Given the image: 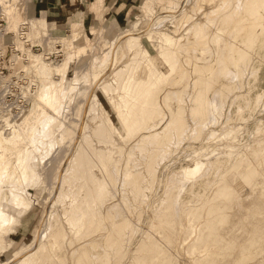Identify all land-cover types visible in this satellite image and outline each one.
Masks as SVG:
<instances>
[{"label":"rangeland","instance_id":"rangeland-1","mask_svg":"<svg viewBox=\"0 0 264 264\" xmlns=\"http://www.w3.org/2000/svg\"><path fill=\"white\" fill-rule=\"evenodd\" d=\"M68 1L73 5L63 18L50 10L45 0H38L34 5L32 18L44 16L48 20V36L40 42L45 52L55 45L50 38L65 36L70 32V21L75 16L80 17L81 27L86 32L89 27H98L99 21L105 19L102 24L105 27L103 38H109L113 33L117 35L115 44L120 42L116 45L119 56L124 54V58L129 57V60L136 51L140 52L139 73L128 82L123 92L105 96V100H109L107 103H110V112L97 120H90L89 117L84 120L87 128L83 133L90 138L92 148L112 154L111 170L114 171L115 167L116 170L111 171L109 178L106 176L108 182L107 179L103 182V190L106 191L102 190L101 197L95 200L93 226L87 225V221L81 218L78 228L71 229L62 217L61 206L51 201L55 195L54 182L51 183L54 174L61 170L60 174L64 176L73 165L65 159L67 151L81 150L80 140H66L48 157V162L47 158L43 162L45 165H41L45 169L40 167L42 173L45 171L43 176L47 182L44 180L38 191V203L35 201L29 213L21 217L20 223L10 234L4 236L6 248L0 251V264H9L13 254L30 248L37 233L42 232V227L53 223L51 212L58 215L65 235L58 245L52 247L57 251V259L55 257L52 264H62L61 260L63 264H188L187 255L202 251H210L211 255L196 264H264V0H106L102 6L95 4V0ZM146 5L150 7L149 10ZM206 19L211 21L205 22ZM3 25L4 20L0 16V29ZM131 35L137 36L139 41L131 51L122 50ZM215 38L217 41L213 42ZM8 47L9 59L0 49V101L4 107H11L15 111L17 105L23 108L28 104L22 90L28 86V82L21 71L12 69L15 52L13 44ZM55 48L60 50L57 45ZM37 49L32 48L33 51ZM56 56L58 60L61 59L60 53ZM89 59L90 54L86 52L76 60L75 67L81 69L87 66ZM120 62L115 59L112 69L120 66L122 60ZM209 74L210 77H207ZM105 79L112 82L108 76ZM145 90H150L153 95L151 104L146 105L151 115L145 122L129 129L125 127L124 102L132 104L133 99H138L140 92ZM169 93L173 97L170 95L165 100ZM214 99H218L219 106L212 111L210 105ZM215 106L216 103L213 104ZM97 125L105 129L113 128L112 133H108L110 136L96 138L94 129ZM230 127L235 133L223 137V132ZM119 131L124 134L119 136ZM143 139L147 140L145 147L141 145ZM139 144L144 147L139 146L143 150L141 152ZM196 160L208 163L207 171L200 179H192L183 187V179L178 173L184 167L192 166ZM85 168L78 166L77 170L83 173ZM92 172L97 178H103L98 168H92ZM203 181L204 185L201 184ZM183 188L184 191H181ZM213 195L214 205L221 208L225 220L220 222V218H216L208 225L202 224L199 237L194 240L190 237L192 231L189 222L196 220L194 216L201 212L197 208L202 206L203 200ZM179 214L186 220V225L183 224L185 227H178ZM167 219L171 224L167 223ZM168 225H172L171 228ZM186 234L190 240H186ZM149 238L152 242L147 249L146 241ZM215 242L219 244L216 246Z\"/></svg>","mask_w":264,"mask_h":264},{"label":"bare ground","instance_id":"bare-ground-1","mask_svg":"<svg viewBox=\"0 0 264 264\" xmlns=\"http://www.w3.org/2000/svg\"><path fill=\"white\" fill-rule=\"evenodd\" d=\"M105 1L106 0H95V4H98V6H102V3H104ZM37 3H38V0H0V16L4 20V25L0 29V49L4 51L3 53L5 54L6 59H9V56H8L9 53H8L7 48L9 49V47H8L9 44H13V48H14L13 50L15 52L13 55L14 60H15V65L12 69L15 72L21 71L23 73V77L28 82L27 83L28 86L26 85V87L25 88L23 87V89H22L24 97H26V99H28V104L26 106L24 105L23 108H20L17 105L18 108H17V110L14 111V110H11V107H8V108L4 107L3 102H1L2 100L0 101V251H2V249L4 250L6 248V242H5L4 236L7 235L8 233L10 234V232L13 231L14 227H16V224L20 223L21 217L24 216L25 214L29 213V211L32 209V205L35 201H37V203H38V200H39L38 199V197H39L38 191H39V189H41L44 180L46 181V178H44V176H43L45 174V171H44V173L41 172L43 169V167L41 165L42 164L45 165L43 162H45V160L48 157L50 158L51 155L56 150H58L59 147H61L66 142V140H68V139L69 140L75 139L77 141L80 140L81 150L76 149V151H73L72 149H69V151H67L65 159L67 158L69 160V163L71 162V164H73V165L70 167L68 174H65L64 176H62L60 174L61 170H60V172H57V174L56 173L54 174L55 176L52 179L51 183L54 182L53 188L55 190L53 189V191L55 192V195L53 194L54 196L52 197L51 201L54 200V203L56 204V206H58V205L61 206L62 217L64 218L67 226H69L71 229L78 228L79 219H81V218H84L87 221V225L91 224L92 218L94 216V215L92 216V214H94V212L92 213V211H93V205L95 204V200L99 199L98 197H101L100 195L102 193V190H103V188H105V187H103V182L106 179L108 182V178L110 177V176L108 177V175H110L111 171H113V170H111V164L112 163L110 160V156L112 154L111 155L107 154L108 152L105 154L101 150H96V149L92 148V146H91L92 142H91L90 138L86 137V135L83 133L84 130L87 128V125L84 124V120L86 117H89L90 120L91 119L97 120V119L107 115L108 112H110V109L108 107V104H110V103H107V102H109V100L106 98L108 100V101H106L105 96L107 97L110 94L116 95V94H119L121 91L123 92V88L125 86H127L128 82H130L136 76L137 73H139V69H140V61L138 58L140 55V52L136 51L134 53V55L128 60L129 57L127 59L124 58V56H123L124 54H121L120 56L117 54V46L116 45H118L120 42L118 41V43L115 44L117 41V35L115 33H113L109 38H106V37L103 38L105 27H103L102 24L104 23L105 19L103 21L102 20L99 21L100 25L98 27H89L88 31L86 32V31H83V28L81 27V22L79 21L80 17L75 16L74 20L70 21V32L65 36H58V37L50 38V42L54 43L55 45H54V47L50 46L48 48V50L45 52V50L40 45V42L42 41L43 37L48 36V20L44 16H41L38 18H32L31 14H32L33 9H34V5ZM244 3L247 4V2H244ZM149 6H151V5H149ZM243 7L244 6L242 4V8ZM148 8H150V7L147 6V9ZM96 9H97V7H96ZM150 12H151V10H150ZM232 17H233V15H232ZM225 19H226V17H225ZM234 19H235V17H234ZM208 21H211V19H208ZM208 21L206 19L205 22H208ZM235 21H236V19H235ZM235 21H234V23H235ZM236 22H238V20ZM225 23H226V21H225ZM232 23H233V21H232ZM229 24H231V23H229ZM231 27H232V24H231ZM23 31H24V33H23ZM217 31H216V33H217ZM228 31H229V29H228ZM209 32H210V30L207 33H209ZM230 34H231V32H230ZM209 35H210V33H209ZM204 36H206V35H204ZM213 38H214V36H213ZM138 39L139 38L135 35L129 36L124 43V48L122 47L123 49L122 48L121 49L122 50L126 49V50L131 51L135 47L137 42L139 41ZM199 40L201 41L202 39H199ZM205 40H206V38H205ZM204 41H202V42H204ZM216 41H217V38H215V40L213 42H216ZM26 43H28L27 47H26ZM56 45L60 47V50H57L55 48ZM192 45H194V44H192ZM195 45H197V44L195 43ZM200 46H198V48L196 49V52L198 51ZM32 48H38V49L36 51H33ZM186 49H187V51L186 50L185 51L188 52V48H186ZM86 52H88L90 54V59L88 61L87 66H84L81 69H77L75 67L76 60L81 58L83 55H85ZM194 52H192L193 53L192 55H194ZM220 52H221V50H220ZM58 53H60L59 57L61 58L59 60L57 59V56H56V54L58 55ZM121 53H123V52H121ZM208 54H210V53L208 52L206 54L207 57H208ZM217 55H219V54H217ZM215 57H217V56H215ZM117 58H119V60H117ZM211 58L212 57H210V59ZM115 59H116V62L117 61L120 62L122 60V64L120 66L112 69V63ZM124 59H126L128 61H125ZM203 59L205 60V58H203ZM123 60H124V62H123ZM198 60H201V59H198ZM216 60H218V59H215V61ZM209 61H211V60H209ZM201 62L202 61H200V63ZM192 63L194 64V62H192ZM206 63H207V61H206ZM212 63H214V62H212ZM163 65H164V63H163ZM195 65H197V64H195ZM158 66H159V64H158ZM164 68H166V67H164ZM210 68H208V69H210ZM157 70L158 69L156 68V71ZM191 71H192V69H191ZM107 76L112 79V82H109V80L105 79V77H107ZM155 76H156V74L154 75V77ZM207 77H210V74H209V76L207 75ZM151 79H153V77ZM151 83H152V81L150 82V84ZM250 84L252 85L253 82ZM144 85L146 86V84H144ZM147 87H149V83H148ZM150 87H152V86H150ZM142 88H143V86H142ZM144 89L145 88H143V90ZM251 89H254V88L251 87ZM140 90H141V87H140ZM135 91H137V90H135ZM134 93H136V92H134ZM165 93H168V92H165ZM161 94H163V93H161ZM138 95H136V97ZM170 95H171L170 93L167 94L165 96V100L167 98H170ZM122 96H125V94ZM130 96H131V94H130ZM152 96L153 95H152V92L150 90H145L142 93L140 92L138 99L135 98L137 101L135 99H133L132 104H131V102H128V101L124 102V106L122 105L123 108L122 107L121 108L123 109V112L125 113V115L123 114L125 116L124 117L125 123L127 124L125 127H128L129 129L130 128L133 129L134 127H137V125H139L140 123H143L146 121V119L149 117V115H151L150 114L151 111H149V109L146 108V105L151 104ZM162 97L160 99H163ZM111 98H113V97H111ZM131 98H134V97H131ZM131 98H130V100H131ZM114 99H115V97H114ZM217 100L213 101V103L210 105L212 108V111L217 110L216 107L219 106V105L217 106V104H218ZM214 103H216L215 108L213 107ZM116 108H117V106H116ZM117 111H118V109H117ZM109 117H110V115H109ZM111 122H113V121H111ZM116 124H118V123H116ZM117 126H119V124ZM120 126H121V124H120ZM94 128H96V127H94ZM112 129L113 128H111V127H109V129H105L103 126L97 125V128L94 129L95 130L94 135L98 139H103L105 137V135H108V133L109 134L112 133ZM124 129H123V131H125ZM237 129H235V130H237ZM119 132H118V134H120L119 136L124 134L123 132H120V133ZM234 133H235V131L233 130V127H230L229 130L223 132L222 136L228 137ZM126 135H127V132H126ZM213 135H214V133H213ZM108 136H110V135H108ZM122 137H124V136H122ZM210 137H212V135ZM120 138L121 137H119V139ZM111 139H113V138H111ZM104 140H106V138ZM147 140L150 141L149 138ZM147 140L146 141L144 140L141 143V145L144 146V144H146ZM201 140H202V137H201ZM141 141H142V139H141ZM137 142H138V140H137ZM133 143H135V142H133ZM120 144H122V142ZM131 144H132V142H131ZM136 144H135V146H137ZM141 145L140 144L138 145V149H140V152L142 149L139 148V146L143 147ZM130 146H134V145H130ZM226 146H228V145H226ZM131 149H132V147L130 148V150ZM229 149L232 150L233 147L230 146ZM147 150H148V148H147ZM144 151H146V150H144ZM62 152H64V151H62ZM72 152H75L76 154L72 155ZM194 153H196V151H194ZM126 156H127V154H126ZM49 158L47 159V162H48ZM89 159L91 162L89 161ZM126 159H128V158H125V160ZM63 164H64V161H63ZM207 164L208 163L202 162V160H196L192 166H186L183 169H181L178 174L183 179L182 186L184 187L186 184L192 182V179H196V178L200 179L201 175H203V173H205V171H207L205 169ZM91 165H93V166H91ZM78 166L79 167H85L86 166V168H85L86 171L84 170L83 173L79 172L77 170ZM119 166H120V163H119L118 167ZM40 167L42 169H40ZM62 168H63V165H62ZM92 168H95V169L98 168L100 170V172L102 173V174L101 173L100 174L102 175L101 177H103V178L102 179L97 178L95 176V174L92 172ZM43 170H45V169H43ZM115 170H116V167H115L113 172H115ZM106 176L108 178H106ZM203 183H204V181L201 182V184H203ZM110 187H111V185H110ZM108 188H109V184H108ZM125 188H126V185H125ZM188 189H189V187H188ZM105 191H106V189H105ZM181 191H184V188ZM133 192L134 191H132V194H134ZM180 195L178 197H180ZM154 197H156V196H154ZM214 198H215V195H213V197L206 198L205 200H203L202 206H199L197 208V209H200L201 212H199L198 214L196 213L194 216V218H196V220H193L190 222L188 221L189 222V228L192 231V234L189 232L190 235H192V236H190L192 239H194V240L198 239L199 229H200V226L202 224L208 225L211 220H214L216 218H220V222H223L225 220L224 219L225 215L222 213L221 208L214 205V200H213ZM226 198H228V197H226ZM175 202H177L176 199H175ZM51 203H53V202H51ZM174 205L177 206L178 204H174ZM174 205H173V208L171 207L172 211L174 209ZM51 207L53 208L54 206L51 205ZM176 210H178L177 207H176ZM51 213H50V215H51L50 217H52L54 219L53 223L50 222L51 224L47 223L48 225H44L45 227H42V229H41L42 232L39 231L37 233L38 235L35 237V239H33L34 241H33V244H31L30 248L25 252L21 250L19 252H16L15 254H13V259L9 261V264H52L54 262L53 260L56 257L57 251L53 250L52 247L55 245H58L59 240H62L61 238H64L65 235H64L62 222H60L58 215L55 212H53L52 214ZM166 214H167V212L165 211L164 215H166ZM169 214H168V216H169ZM180 215L181 214H179L180 221L178 220V222H179L178 227L183 225L184 222L186 221L183 219V216L181 217ZM192 215H194V214H192ZM234 215L235 214H233L232 216H234ZM52 218H50V219L52 220ZM151 218L153 219V217H151ZM166 218H168V217H166ZM160 220H162V219H159V221ZM169 220L167 221V223H170ZM162 222H165V221H162ZM258 223H260V222H258ZM103 224H104V222H103ZM236 224H237V222H236ZM245 224H247V223H245ZM91 225H90V227H91ZM184 225H186V223ZM171 226H169V227L171 228ZM102 227H103V225H102ZM122 227L123 226H121V228ZM137 227H138V225H137ZM209 227H210V225H209ZM117 228H118V226H117ZM170 228H169V230H170ZM186 231H187V229H186ZM108 234H109V231H108ZM183 234H185V233H183ZM106 235H107V233H106ZM106 237H108V236H106ZM187 237H189V236L188 235L186 236V240H190V239H187ZM140 241H141V239H140ZM262 241L264 242V240H262ZM151 242L152 241L150 238L147 239V241H146L147 249H148V247L150 248ZM241 242H242V240H241ZM185 244H186V241H185ZM218 244H219V242L216 243V246ZM262 245H263V243H262ZM154 247H155V245H154ZM206 248H207V245H206ZM153 249L155 250V248H153ZM235 249H236V247H235ZM262 249H264V248H262ZM190 250H191V248H190ZM58 251H60V250L58 249ZM142 251H144V250H142ZM222 251H224V250H222ZM21 252H24V254L22 253L20 255V257H18L17 255ZM97 253H98V251H97ZM189 253H191V252H189ZM209 255H211L210 251L209 252L208 251H202V252L197 253V254H195V253L189 254V255H187V258L189 259L187 263L188 264H196L201 259H204L205 257H208ZM56 259H57V257H56ZM234 259H235V257H234ZM61 262L63 264V260H61ZM242 264H244V263H242Z\"/></svg>","mask_w":264,"mask_h":264},{"label":"crops","instance_id":"crops-1","mask_svg":"<svg viewBox=\"0 0 264 264\" xmlns=\"http://www.w3.org/2000/svg\"><path fill=\"white\" fill-rule=\"evenodd\" d=\"M46 6L49 7L50 10H54L58 14V17H65L68 12L71 11L72 3L68 0H45Z\"/></svg>","mask_w":264,"mask_h":264}]
</instances>
